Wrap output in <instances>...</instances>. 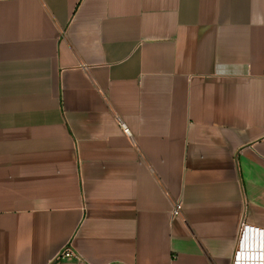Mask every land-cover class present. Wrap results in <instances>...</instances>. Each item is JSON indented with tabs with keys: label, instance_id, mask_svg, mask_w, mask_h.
<instances>
[{
	"label": "crops",
	"instance_id": "obj_1",
	"mask_svg": "<svg viewBox=\"0 0 264 264\" xmlns=\"http://www.w3.org/2000/svg\"><path fill=\"white\" fill-rule=\"evenodd\" d=\"M245 226L264 0H0V264H233Z\"/></svg>",
	"mask_w": 264,
	"mask_h": 264
},
{
	"label": "built area",
	"instance_id": "obj_2",
	"mask_svg": "<svg viewBox=\"0 0 264 264\" xmlns=\"http://www.w3.org/2000/svg\"><path fill=\"white\" fill-rule=\"evenodd\" d=\"M123 130L125 133L129 134V130L123 125ZM182 211V204L181 203H176L175 207L173 209V216H179ZM248 226L244 227L242 238L240 241V248L236 253L235 260L233 264H264V241L262 238V244L260 245V239L257 237V246H252L251 249L248 247L244 246V242L246 240H249L248 238ZM254 238L252 239V243H254ZM256 245V241H255ZM257 249V250H256ZM258 249H261L258 250ZM75 253L70 249L66 248L60 255V258H70V257H75Z\"/></svg>",
	"mask_w": 264,
	"mask_h": 264
},
{
	"label": "water",
	"instance_id": "obj_3",
	"mask_svg": "<svg viewBox=\"0 0 264 264\" xmlns=\"http://www.w3.org/2000/svg\"><path fill=\"white\" fill-rule=\"evenodd\" d=\"M248 238L249 240H245L244 242V246L245 247H248L249 249H251L252 246H255V241L254 243L251 245V236L255 239V237L257 236L259 239L260 237L263 238V241H264V231H261V230H258V229H253V228H248Z\"/></svg>",
	"mask_w": 264,
	"mask_h": 264
}]
</instances>
